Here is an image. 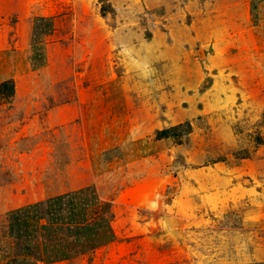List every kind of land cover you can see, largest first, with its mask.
Listing matches in <instances>:
<instances>
[{
    "label": "rangeland",
    "instance_id": "374dc122",
    "mask_svg": "<svg viewBox=\"0 0 264 264\" xmlns=\"http://www.w3.org/2000/svg\"><path fill=\"white\" fill-rule=\"evenodd\" d=\"M256 1L0 0V179L29 175L22 160L47 159L32 151L37 143L41 150L65 135L80 147L84 129L95 143L102 130L106 139L97 144L115 143L129 162L140 159L141 146L161 150L156 166L142 171L163 183L160 203L143 208L134 195L127 233L77 254L82 264L264 261V44L255 39ZM37 17L51 18L53 28L38 38L44 57L34 60ZM55 152V163L79 160L80 152ZM120 158L114 152L113 161ZM9 230L0 217V264H16L24 246L6 238ZM30 255L34 264L43 249Z\"/></svg>",
    "mask_w": 264,
    "mask_h": 264
},
{
    "label": "crops",
    "instance_id": "0c3cea01",
    "mask_svg": "<svg viewBox=\"0 0 264 264\" xmlns=\"http://www.w3.org/2000/svg\"><path fill=\"white\" fill-rule=\"evenodd\" d=\"M253 10L255 23L257 21L255 39L264 44V0H257ZM30 50L34 60L44 57L36 45L33 47L31 44ZM30 66L27 63V67ZM1 68L3 66L0 65ZM82 103L81 100L80 107ZM56 114L61 115V109ZM61 123L64 121L61 120ZM84 130L79 139L80 147L75 144L73 148L72 139L65 135H61L63 142L53 138V143L41 147V150L38 147L41 145L37 143L36 147L32 146V151L47 153V159L45 155H40L36 160H22L21 169L29 171V175L23 172L22 179L17 174L14 181H10L9 173L4 172L0 179V217H7L10 229L6 238L14 240L17 245L24 244L17 248L16 264L33 263L30 253L39 247L43 249V258L35 259L34 264H82L83 259L76 257L77 254L88 249L108 247L117 240L122 230L127 233V207L131 206L130 199L134 195L137 197H134L136 204L143 208L150 209L160 203L156 196L163 185L161 180L152 182L142 177L147 163L148 168L156 166L152 158L161 155V150H156L159 147L157 144L141 146L137 157L140 159L129 162L124 160L126 154L122 156L115 149V143L109 147L97 144L106 139L102 130L96 134L97 143ZM56 146L63 147L65 154L80 152L79 160H71L68 155L62 162L55 163L50 158L52 152L57 153ZM114 152H119L121 160L118 162L121 163L113 161ZM112 162L119 165L109 166ZM41 170H46V173L41 175ZM132 185L134 189L131 190ZM117 188L119 197L114 196L109 201L107 194L116 193ZM106 199L112 203L109 211L103 205ZM117 205L122 207L119 209L122 214L115 212ZM21 215L25 216L24 221H20ZM4 247L2 252L6 250V256L10 250L7 245ZM10 258L6 261L9 262Z\"/></svg>",
    "mask_w": 264,
    "mask_h": 264
},
{
    "label": "trees",
    "instance_id": "16d2710c",
    "mask_svg": "<svg viewBox=\"0 0 264 264\" xmlns=\"http://www.w3.org/2000/svg\"><path fill=\"white\" fill-rule=\"evenodd\" d=\"M43 22H45V24ZM52 28H53V22L51 18L37 17L34 20L33 37L31 41L32 46L34 47L36 45L38 38L42 39L43 36L49 35L52 32ZM181 126L182 125H180L179 128H181ZM187 127H188L187 132H189L191 130V124L188 123ZM241 264H264V261L247 262Z\"/></svg>",
    "mask_w": 264,
    "mask_h": 264
}]
</instances>
